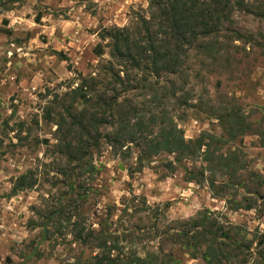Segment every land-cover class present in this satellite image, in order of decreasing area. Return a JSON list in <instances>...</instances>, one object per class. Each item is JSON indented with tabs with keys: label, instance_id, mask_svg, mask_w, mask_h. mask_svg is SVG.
Masks as SVG:
<instances>
[{
	"label": "rangeland",
	"instance_id": "rangeland-1",
	"mask_svg": "<svg viewBox=\"0 0 264 264\" xmlns=\"http://www.w3.org/2000/svg\"><path fill=\"white\" fill-rule=\"evenodd\" d=\"M244 2L249 8H235L225 26L232 39L219 38L229 46L224 58L214 62L191 50L177 85L188 104L174 99L169 105L186 140L224 134L217 117L225 109L243 116L245 132L222 147L246 165L238 174L246 188L230 187L228 203L212 194V174L201 158L178 162L162 152L140 170L144 154L137 144L102 143L89 159L93 168L76 176L78 164L57 147V126L47 119L56 96L61 99L113 60L104 29L131 26L149 13L148 0H0V264L89 260L97 249L74 240L69 217L83 222L84 234L107 221L126 255H160L165 249L177 252L181 264H206L164 234L206 210L241 228L251 242L248 264H264V200L255 193L257 180L264 178V16L258 15L264 0ZM233 30L243 38L237 40ZM98 43L105 46L101 56L94 53ZM143 95L144 100L149 92ZM199 171L207 180L189 182V173ZM21 176L35 185L13 194ZM215 179L222 194L232 177L218 172ZM245 198L256 201L254 209H231ZM60 209L63 213L48 219Z\"/></svg>",
	"mask_w": 264,
	"mask_h": 264
},
{
	"label": "trees",
	"instance_id": "trees-1",
	"mask_svg": "<svg viewBox=\"0 0 264 264\" xmlns=\"http://www.w3.org/2000/svg\"><path fill=\"white\" fill-rule=\"evenodd\" d=\"M148 1L149 13L140 16L131 26L104 29L102 39L110 40L108 46L113 60L100 66V72L95 75L81 78V83L61 99L58 100L56 96L54 105L47 111V119L54 120L57 126V147L67 152L71 162L78 164L80 171L76 176L93 168L89 159L94 151L101 148L102 143L112 147H124L126 143L137 144L144 154L139 158L140 170L145 167L143 162L145 164L152 156L162 152L174 155L178 162L182 159L201 158L206 163V170L212 174L208 177V187L212 194L221 199L226 198L229 203L231 201L226 194L230 187L241 185L246 188L245 181L239 180L238 176L246 165L234 151L223 153L222 147L245 132L247 126L243 116L233 109H225L217 117L224 134L217 137L204 133L195 140H186L183 129L172 117L169 105L174 99L178 105L188 104L178 96L180 89L177 85L184 78L182 76L189 52L195 50L214 62L223 59L229 46L219 38L227 41L232 39V36L226 34L229 30L225 27L226 23L231 20L235 8L243 10L249 8V5L244 0ZM258 15L264 16V10L259 11ZM229 32L234 33L237 40L243 38L239 31ZM104 47L98 43L94 53L97 56L103 55ZM160 81H164L163 87L158 85ZM143 90L149 92V97L144 100ZM106 128L110 130L105 132ZM218 172L232 177L223 183L222 194L216 190L218 186L215 176ZM206 180L202 171L189 173V182ZM257 181V200H264V192H261L264 178ZM34 185V182L27 181L26 176H21L15 183L13 194ZM255 204L256 201L245 198L234 203L231 209L252 210ZM61 213L62 209L57 213L53 211L48 219ZM71 218L67 221L73 228L74 240L92 244L97 249V253L89 260H79L74 264L182 262L173 250L164 249L160 255L156 252L126 255L119 241L114 239L119 235L116 231L111 232L107 221H101L98 229L84 234L83 222H71ZM240 230L206 210L196 218L178 222L176 228L164 234L167 236L166 241L188 250L186 253L192 259L200 257L206 264H248L251 242L244 240ZM260 243L264 244V239Z\"/></svg>",
	"mask_w": 264,
	"mask_h": 264
}]
</instances>
